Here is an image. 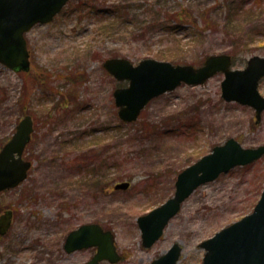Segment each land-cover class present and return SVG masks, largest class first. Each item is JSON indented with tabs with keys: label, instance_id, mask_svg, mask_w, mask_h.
Instances as JSON below:
<instances>
[{
	"label": "rangeland",
	"instance_id": "1",
	"mask_svg": "<svg viewBox=\"0 0 264 264\" xmlns=\"http://www.w3.org/2000/svg\"><path fill=\"white\" fill-rule=\"evenodd\" d=\"M30 69L0 63V147L30 114L24 150L27 177L0 193V212L13 210L0 236V264H82L94 253H67L66 234L98 222L114 233L122 258L146 264L173 242L176 264H199L198 244L252 211L264 179L263 157L200 185L151 247L136 218L173 194L177 173L227 138L264 144V110L221 96L223 73L182 83L150 100L133 122L117 114L113 90L126 84L103 67L106 58H143L199 66L227 53L241 68L264 56V0H68L48 23L25 34ZM264 96V78L259 83ZM127 180V189H114Z\"/></svg>",
	"mask_w": 264,
	"mask_h": 264
},
{
	"label": "water",
	"instance_id": "2",
	"mask_svg": "<svg viewBox=\"0 0 264 264\" xmlns=\"http://www.w3.org/2000/svg\"><path fill=\"white\" fill-rule=\"evenodd\" d=\"M67 0H0V63L13 70H28L29 53L24 33L36 23L49 22ZM103 66L117 80H128L127 86L113 91L118 116L125 122L137 118L152 98L173 90L182 82L200 84L217 72H222L221 96L255 109L256 122L264 110V97L258 90L264 76V57L251 56L243 68L231 67V56L225 53L206 57L203 64H173L169 61L144 58L133 64L125 57L107 58ZM32 118L25 115L15 132L0 149V191L19 184L27 175L31 162L22 157L23 149L33 130ZM264 155V144L243 147L230 137L224 143L183 168L176 177L171 197L147 213L138 216L142 245L151 246L162 234L168 220L176 214L181 203L199 185L214 180L220 173L237 165L251 163ZM129 182L114 185L125 189ZM12 220V211L0 214V234H4ZM96 246L93 257L84 264H99L103 259L115 263L121 255L116 251L113 234L98 223H85L71 230L64 248L71 252ZM205 249L201 264H264V185L253 210L203 240ZM181 246L175 242L169 249L147 264H175Z\"/></svg>",
	"mask_w": 264,
	"mask_h": 264
},
{
	"label": "trees",
	"instance_id": "3",
	"mask_svg": "<svg viewBox=\"0 0 264 264\" xmlns=\"http://www.w3.org/2000/svg\"><path fill=\"white\" fill-rule=\"evenodd\" d=\"M262 0H258V2H261Z\"/></svg>",
	"mask_w": 264,
	"mask_h": 264
},
{
	"label": "flooded vegetation",
	"instance_id": "4",
	"mask_svg": "<svg viewBox=\"0 0 264 264\" xmlns=\"http://www.w3.org/2000/svg\"><path fill=\"white\" fill-rule=\"evenodd\" d=\"M94 251H95V248H94Z\"/></svg>",
	"mask_w": 264,
	"mask_h": 264
}]
</instances>
